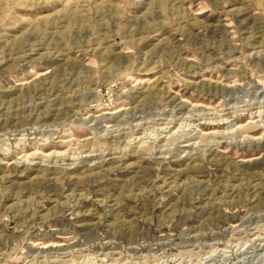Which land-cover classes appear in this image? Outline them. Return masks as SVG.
Masks as SVG:
<instances>
[{
	"label": "rangeland",
	"instance_id": "obj_1",
	"mask_svg": "<svg viewBox=\"0 0 264 264\" xmlns=\"http://www.w3.org/2000/svg\"><path fill=\"white\" fill-rule=\"evenodd\" d=\"M263 203L264 0H0V264H264Z\"/></svg>",
	"mask_w": 264,
	"mask_h": 264
},
{
	"label": "bare ground",
	"instance_id": "obj_2",
	"mask_svg": "<svg viewBox=\"0 0 264 264\" xmlns=\"http://www.w3.org/2000/svg\"><path fill=\"white\" fill-rule=\"evenodd\" d=\"M123 109H125V108L121 106V107H119L118 109H115V110L113 111V113H114V112H117V111H120V110H123ZM104 113H110V112H104ZM133 114H134V113H133ZM108 127H109V126H108ZM263 204H264V203H263ZM261 207H262V204H261ZM263 213H264V212H263ZM250 218H251V217H250ZM80 238H81V237H80ZM80 238H79V239H80ZM77 241H78V240H77ZM79 241H80V240H79ZM254 246H255V245H254ZM249 247H250V246H249ZM251 247H252V246H251ZM253 249H254V248H253ZM256 250H257V249H256Z\"/></svg>",
	"mask_w": 264,
	"mask_h": 264
}]
</instances>
